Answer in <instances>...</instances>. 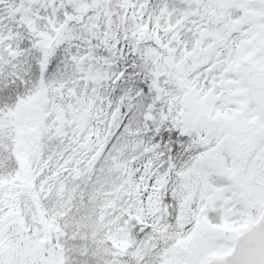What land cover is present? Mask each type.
Instances as JSON below:
<instances>
[{"label":"snow or ice","instance_id":"snow-or-ice-1","mask_svg":"<svg viewBox=\"0 0 264 264\" xmlns=\"http://www.w3.org/2000/svg\"><path fill=\"white\" fill-rule=\"evenodd\" d=\"M0 264H264V0H0Z\"/></svg>","mask_w":264,"mask_h":264}]
</instances>
